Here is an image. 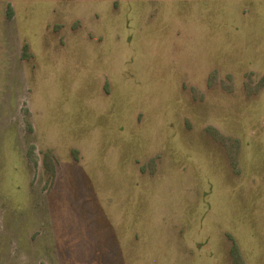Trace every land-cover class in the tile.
Masks as SVG:
<instances>
[{"label":"rangeland","instance_id":"rangeland-1","mask_svg":"<svg viewBox=\"0 0 264 264\" xmlns=\"http://www.w3.org/2000/svg\"><path fill=\"white\" fill-rule=\"evenodd\" d=\"M0 264H264V0H0Z\"/></svg>","mask_w":264,"mask_h":264}]
</instances>
